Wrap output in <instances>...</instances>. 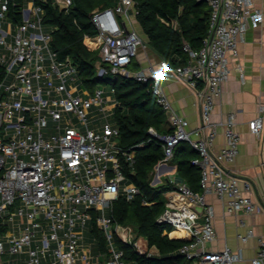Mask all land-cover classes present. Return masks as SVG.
Here are the masks:
<instances>
[{
	"label": "built area",
	"instance_id": "built-area-1",
	"mask_svg": "<svg viewBox=\"0 0 264 264\" xmlns=\"http://www.w3.org/2000/svg\"><path fill=\"white\" fill-rule=\"evenodd\" d=\"M40 1L45 0H0V264H130L118 243L154 257L132 226L120 225L110 216L121 194L130 201L140 193L125 183L119 130L107 116L110 100L100 89L94 94L82 91L77 68L69 59L58 61ZM206 1L211 15L207 36L200 50L184 45L185 65L162 62L159 67L131 72L148 47L137 31L134 0H114L113 6L94 10L97 34L87 37V46L100 51L101 63L113 74L152 83L156 101L174 131L159 137L164 144L163 163L174 159L181 143L198 153L193 164L201 171V192L177 184L159 218L173 228L170 237L178 230L186 233L179 255L192 264H237L242 260L240 252L228 246L218 252L210 248L216 240V212L207 197H218L228 214L252 215L260 209L253 200L252 183L241 180L230 168L240 151L236 116L228 117L226 144L217 154L211 151L218 137L212 117L231 75L230 59L239 58L250 25H260L264 13L253 0ZM54 2L61 9L73 5V0ZM237 71L244 80L241 66ZM105 73L107 69L99 66V75ZM168 73L197 90L200 129L190 131L189 122L170 103L162 85ZM94 107L106 115L102 132L88 124ZM260 110L264 112V107ZM263 129V117L249 123L253 135ZM123 156L133 160L132 154ZM93 222L102 234L103 246L93 235ZM253 235L250 230L238 239L245 243ZM97 247L99 253L93 256ZM253 264H264V243Z\"/></svg>",
	"mask_w": 264,
	"mask_h": 264
},
{
	"label": "trees",
	"instance_id": "trees-1",
	"mask_svg": "<svg viewBox=\"0 0 264 264\" xmlns=\"http://www.w3.org/2000/svg\"><path fill=\"white\" fill-rule=\"evenodd\" d=\"M138 11L137 22L142 28L151 48L172 67L185 65L188 55L184 45L200 50L207 36L210 9L206 0H134ZM114 0H73L70 8L61 9L54 0L40 1L44 10V23L52 32L51 49L60 62L68 59L77 68L82 91L94 94L99 83L110 84L116 102L113 110L114 124L119 130V149L123 172L127 183L133 184L140 193L130 201L120 195L113 203L110 213L114 222L132 226L139 238L147 240L150 249L156 248L159 256L147 257L138 254L133 247L118 243L130 264H192L179 255L185 241L171 239L165 232L171 226L159 222L166 209L165 195L177 190L171 181L153 186L157 166L165 160L164 144L159 137L171 134L168 116L156 101L152 83L138 82L134 76L113 74L101 63L100 51L85 44L87 37L97 34L92 22V13L97 8H107ZM140 63L134 62L132 73L140 71ZM99 66L107 69L100 76ZM153 130L157 136L151 133ZM123 153L132 154L127 161ZM198 153L188 143L175 149L174 159L182 183L195 193H200L201 171L193 161ZM93 235L103 244L102 234L96 229Z\"/></svg>",
	"mask_w": 264,
	"mask_h": 264
},
{
	"label": "crops",
	"instance_id": "crops-1",
	"mask_svg": "<svg viewBox=\"0 0 264 264\" xmlns=\"http://www.w3.org/2000/svg\"><path fill=\"white\" fill-rule=\"evenodd\" d=\"M253 1L255 7L264 13V0ZM138 27L148 44L147 49L150 48L151 50H149L152 53L151 58L147 56L146 61H141V55L144 53L141 52L135 62L140 63V71L150 65L159 67L164 61L151 48L139 24L137 29ZM247 33L245 43L240 47L239 58L230 59L231 75L223 85L222 96L216 104L212 117V122L217 125L218 137L211 151L217 154L224 148L226 144L224 125L228 117L234 114L236 116L235 128L241 133V142L239 154L230 168L241 180L252 183L253 200L260 211L252 215L243 214V212L228 214L224 204L218 197L215 195L207 197L208 202L214 206L216 212L215 230L217 234L216 240L210 248L218 252L228 246L234 252H240L242 260L237 264H253L261 243H264V129L259 135H253L249 130L251 121L259 117H263L264 120V112L260 110L261 107H264V21L258 26L250 25ZM85 44L88 45L87 38ZM238 66L243 69L244 80L237 71ZM163 80L162 85L170 103L189 122V130L200 129L202 127V115L197 90L191 88L186 81L169 73L165 75ZM105 98L110 100L108 107L110 112H113L116 107L113 94L111 96L105 94ZM154 175L155 182L159 184L169 181L174 184L183 182L177 173V165L173 161L157 166ZM125 183L126 185H133L127 183V180ZM152 185L154 186L153 183ZM170 196V193L165 195L167 203ZM243 223L245 224L244 227H242ZM250 230L253 231L254 235L247 242L243 243L238 239L239 234L248 235ZM169 233L166 231L165 235L169 236ZM170 238L182 241L186 239L185 237L175 238L173 235ZM139 239L148 246L145 238L141 237ZM148 249L155 254L154 257L159 256V251L156 248L150 249L148 246Z\"/></svg>",
	"mask_w": 264,
	"mask_h": 264
},
{
	"label": "rangeland",
	"instance_id": "rangeland-1",
	"mask_svg": "<svg viewBox=\"0 0 264 264\" xmlns=\"http://www.w3.org/2000/svg\"><path fill=\"white\" fill-rule=\"evenodd\" d=\"M46 31H51L49 29V27L45 28ZM137 31L140 33L139 31V27L137 29ZM141 35V33H140ZM150 49V48H149ZM147 49L144 51V53L141 55V58L140 60L141 61H146L147 60V56L150 57L152 51L150 52V50ZM131 70V69H130ZM98 89H100L101 91L105 92L106 96H111V92H112V87L110 84H105V83H99L98 85ZM106 115L104 114V112L101 111V108H98V107H94L91 111H90V114L88 116V124L90 126V128L92 130H95L97 132H102L103 128H104V125L107 123V120H106ZM107 116L109 117V121L110 123L113 125L114 124V120H113V112H108L107 113ZM84 129V128H83ZM154 186H158L160 185L159 183H156L155 182V175L153 176V182ZM87 243V246H89V241L86 242ZM99 253V247H97V249L95 248L94 251H93V256L95 255H98Z\"/></svg>",
	"mask_w": 264,
	"mask_h": 264
},
{
	"label": "bare ground",
	"instance_id": "bare-ground-1",
	"mask_svg": "<svg viewBox=\"0 0 264 264\" xmlns=\"http://www.w3.org/2000/svg\"><path fill=\"white\" fill-rule=\"evenodd\" d=\"M173 236L185 237L186 233L183 230H178L172 234Z\"/></svg>",
	"mask_w": 264,
	"mask_h": 264
},
{
	"label": "water",
	"instance_id": "water-1",
	"mask_svg": "<svg viewBox=\"0 0 264 264\" xmlns=\"http://www.w3.org/2000/svg\"><path fill=\"white\" fill-rule=\"evenodd\" d=\"M163 224H165V223H163ZM185 241H187V240L185 239Z\"/></svg>",
	"mask_w": 264,
	"mask_h": 264
}]
</instances>
